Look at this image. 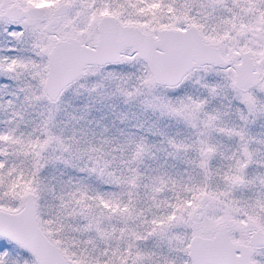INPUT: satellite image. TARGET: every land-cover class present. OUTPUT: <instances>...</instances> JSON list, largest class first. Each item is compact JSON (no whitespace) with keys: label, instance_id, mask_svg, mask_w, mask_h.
I'll list each match as a JSON object with an SVG mask.
<instances>
[{"label":"snow or ice","instance_id":"1","mask_svg":"<svg viewBox=\"0 0 264 264\" xmlns=\"http://www.w3.org/2000/svg\"><path fill=\"white\" fill-rule=\"evenodd\" d=\"M0 264H264V0H0Z\"/></svg>","mask_w":264,"mask_h":264}]
</instances>
